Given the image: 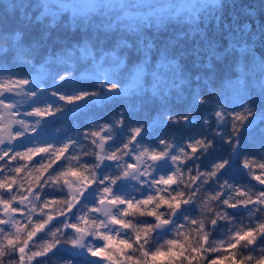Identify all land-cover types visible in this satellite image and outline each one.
<instances>
[{
	"label": "clouds",
	"instance_id": "9594fccd",
	"mask_svg": "<svg viewBox=\"0 0 264 264\" xmlns=\"http://www.w3.org/2000/svg\"><path fill=\"white\" fill-rule=\"evenodd\" d=\"M237 5L0 0V264H264V7Z\"/></svg>",
	"mask_w": 264,
	"mask_h": 264
},
{
	"label": "trees",
	"instance_id": "16d2710c",
	"mask_svg": "<svg viewBox=\"0 0 264 264\" xmlns=\"http://www.w3.org/2000/svg\"><path fill=\"white\" fill-rule=\"evenodd\" d=\"M241 5L247 6L249 8H255V9H257V11H259L261 7H264L259 3V0H238L237 8H235V9H227L226 8L225 9V14H224L225 19L226 20L229 19V12L230 11H235V12H237V14H239V8ZM189 63H190V61H189Z\"/></svg>",
	"mask_w": 264,
	"mask_h": 264
}]
</instances>
